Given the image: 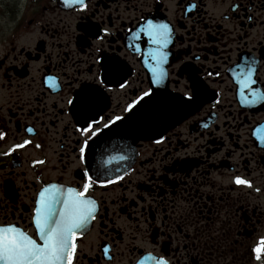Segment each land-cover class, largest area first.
Returning <instances> with one entry per match:
<instances>
[{
  "label": "flooded vegetation",
  "instance_id": "flooded-vegetation-1",
  "mask_svg": "<svg viewBox=\"0 0 264 264\" xmlns=\"http://www.w3.org/2000/svg\"><path fill=\"white\" fill-rule=\"evenodd\" d=\"M149 21L170 30L161 81L203 104L101 182L80 149L150 92ZM262 94L264 0H0V225L36 238L41 190L88 183L71 264H264Z\"/></svg>",
  "mask_w": 264,
  "mask_h": 264
},
{
  "label": "snow or ice",
  "instance_id": "snow-or-ice-1",
  "mask_svg": "<svg viewBox=\"0 0 264 264\" xmlns=\"http://www.w3.org/2000/svg\"><path fill=\"white\" fill-rule=\"evenodd\" d=\"M143 31L149 37V42L156 46L149 52V56L153 61V83H159L166 75L161 65L167 53L162 48L169 42L170 30L167 24L149 21ZM252 71L251 63L242 64L238 68L237 82L242 102L254 103L255 100H243L245 92L256 97L259 91L250 88V84L254 83L251 79ZM81 131L95 135L99 129L89 124ZM260 131L257 129L258 134ZM27 143L29 141H25ZM87 143L86 139L80 149L82 156ZM235 183L250 186V181L239 176L235 177ZM89 187L90 184L86 183L83 192L71 188L65 191L58 185H49L41 190L33 215L36 238L13 224L0 225V264H71L70 249L75 251L74 239L77 234L87 230L89 220L94 218L96 211L95 201L85 196ZM252 251L257 253V259L260 254H264V237L260 238Z\"/></svg>",
  "mask_w": 264,
  "mask_h": 264
},
{
  "label": "water",
  "instance_id": "water-1",
  "mask_svg": "<svg viewBox=\"0 0 264 264\" xmlns=\"http://www.w3.org/2000/svg\"><path fill=\"white\" fill-rule=\"evenodd\" d=\"M185 104L162 90L153 92L99 133L88 148V165L100 179L128 171L138 141L162 135L193 113Z\"/></svg>",
  "mask_w": 264,
  "mask_h": 264
}]
</instances>
